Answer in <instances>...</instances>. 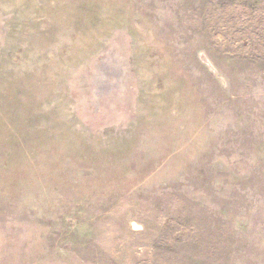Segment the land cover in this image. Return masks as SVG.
<instances>
[{
  "label": "rangeland",
  "instance_id": "374dc122",
  "mask_svg": "<svg viewBox=\"0 0 264 264\" xmlns=\"http://www.w3.org/2000/svg\"><path fill=\"white\" fill-rule=\"evenodd\" d=\"M0 264H264V0H0Z\"/></svg>",
  "mask_w": 264,
  "mask_h": 264
}]
</instances>
